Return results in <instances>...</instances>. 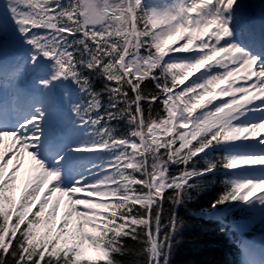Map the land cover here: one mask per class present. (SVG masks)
Instances as JSON below:
<instances>
[{
  "label": "snow or ice",
  "instance_id": "obj_1",
  "mask_svg": "<svg viewBox=\"0 0 264 264\" xmlns=\"http://www.w3.org/2000/svg\"><path fill=\"white\" fill-rule=\"evenodd\" d=\"M241 3L0 2V264H121L125 238L165 264L179 223L174 211L165 223V203L220 169L231 178L211 208L237 202L264 220V39ZM26 151L35 175L17 197ZM247 264H264V250Z\"/></svg>",
  "mask_w": 264,
  "mask_h": 264
},
{
  "label": "trees",
  "instance_id": "obj_2",
  "mask_svg": "<svg viewBox=\"0 0 264 264\" xmlns=\"http://www.w3.org/2000/svg\"><path fill=\"white\" fill-rule=\"evenodd\" d=\"M104 83L102 79L93 80V86L97 91L103 88ZM145 84L149 91L154 90L151 81H145ZM144 107L147 109L146 104ZM153 109L155 114V111L159 110L158 105H153ZM113 123L120 133L127 131L128 126L124 121ZM215 155L213 153L212 158H215ZM230 176V173L216 171L200 178L199 186L191 190L185 203L178 207H173L170 202L165 203V223L169 213L173 211L179 220L175 231L171 234L170 245L164 253L165 264H236L231 250L232 248L235 251L234 245L230 241L233 234L229 226L225 228L223 225L224 217L218 209L230 203L237 215L246 216L248 211L243 207L235 206L237 202H227L225 205L217 206L215 210L211 208L214 199L224 189V180L229 179ZM207 211L213 213L206 216L204 212ZM124 243L131 252L117 256L121 264H146L147 252L141 254V250L144 249L143 244L129 238H125Z\"/></svg>",
  "mask_w": 264,
  "mask_h": 264
},
{
  "label": "rangeland",
  "instance_id": "obj_3",
  "mask_svg": "<svg viewBox=\"0 0 264 264\" xmlns=\"http://www.w3.org/2000/svg\"><path fill=\"white\" fill-rule=\"evenodd\" d=\"M0 2H2V0H0ZM0 59H3L4 60L5 58L0 57ZM13 59H14V54H13V51L10 49L9 50V53H8V56H7V60L8 61H12ZM9 158H10V156H8V155L5 156V160H7ZM14 163H15V161H14ZM8 171H9V173L12 171V165L11 164L8 165ZM33 175H35V168L33 166V163H31L29 161L22 160L21 161L20 170L17 173V180L23 179L24 182H26L29 179V177L30 176H33ZM54 182L55 181H53V183ZM23 183H22V185H23ZM22 185L20 187H22ZM50 186L51 185H49V187ZM20 187H17V190H18L17 193H19ZM46 194L47 193H45V195ZM84 195H86V193H81V196H84ZM57 198H59L61 200V209L63 211L64 208L66 207L67 197H60V194H57ZM80 207H82V206H77V208H80ZM76 220H77V218L75 216H73L72 217V224L73 225L76 223ZM62 223H63V217L62 216H58L57 219H56V221H55L56 226L59 227V226L62 225ZM88 230L90 231V229H88ZM84 247H85L86 256L89 259H96V254L93 252V250L91 248H89V246L87 245V243H85Z\"/></svg>",
  "mask_w": 264,
  "mask_h": 264
},
{
  "label": "bare ground",
  "instance_id": "obj_4",
  "mask_svg": "<svg viewBox=\"0 0 264 264\" xmlns=\"http://www.w3.org/2000/svg\"><path fill=\"white\" fill-rule=\"evenodd\" d=\"M241 6H244L245 9L247 8L250 11L258 12L262 16H264V0H242ZM0 94L1 96L4 94L3 88H1ZM259 131H261L262 134H264V127H262ZM10 143H11V139L6 137L4 147L6 148L7 145ZM23 153H25L24 154L25 159L33 161L32 158L28 154H26L28 153L27 151ZM8 154L11 155V153H8Z\"/></svg>",
  "mask_w": 264,
  "mask_h": 264
}]
</instances>
